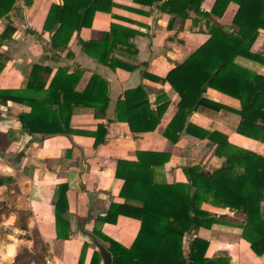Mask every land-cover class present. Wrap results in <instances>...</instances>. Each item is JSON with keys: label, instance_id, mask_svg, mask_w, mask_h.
Here are the masks:
<instances>
[{"label": "crops", "instance_id": "1", "mask_svg": "<svg viewBox=\"0 0 264 264\" xmlns=\"http://www.w3.org/2000/svg\"><path fill=\"white\" fill-rule=\"evenodd\" d=\"M214 2L203 0L201 11L209 13ZM52 4H61V0H17L15 8L0 20V34L7 26L15 29L11 39L0 46V53L9 58L0 72V92L24 90L31 66L37 64L52 69L49 76H43L45 89L58 68L66 69L67 75L81 72L74 90L77 93L83 91L92 75H98L107 83L109 103L103 117L95 116L97 107L90 102L74 106L68 135L29 134L17 116L28 114L30 108L0 94V264H79L80 259L81 264H90L97 250L93 240L107 246L93 235L94 228L129 248L139 221L119 216L115 224L95 225V220L105 216L111 203L123 202L118 197L122 181L115 178L116 163L134 161L137 151L169 155L163 167L153 168L155 181L167 184L187 183L182 167L199 166L211 174L222 165V159L214 153L216 145L206 139L183 132L174 144L163 137L177 112L179 98L168 84L157 80L164 79L208 40L204 18L191 12L186 19L173 17L156 7L162 4L160 1L150 5L106 0L102 7L109 10L97 11L90 27L74 33L67 47L57 52L50 47L51 34L42 31ZM236 10L237 6L229 3L216 21L229 30ZM104 35L106 40L88 51L80 44L100 42ZM250 52L256 60L238 57L235 63L264 76V31L258 32ZM138 86L145 89L153 109L160 94L169 101L152 132L132 133L117 119L118 99ZM204 98L219 108L202 105L186 123L224 135L235 147L264 155V143L236 133L238 100L211 88ZM98 126L103 127L104 136L97 131ZM96 139L103 142L94 147ZM60 185L67 186L69 226L61 230V235L67 233V239L56 237L53 201ZM200 208L222 219L186 235L184 253H188L190 242L199 238L208 243L206 258L227 256L229 264H264V256H255L243 239L239 216L209 202ZM10 246L15 254L9 257Z\"/></svg>", "mask_w": 264, "mask_h": 264}, {"label": "trees", "instance_id": "2", "mask_svg": "<svg viewBox=\"0 0 264 264\" xmlns=\"http://www.w3.org/2000/svg\"><path fill=\"white\" fill-rule=\"evenodd\" d=\"M17 0H0V20L15 8ZM154 4L161 12L186 19L188 13H195L205 19L208 40L182 63L175 66L162 80L177 94V112L166 126L163 137L176 143L181 134L208 140L216 145L215 155L222 159V165L207 174L199 166L182 167L186 184H167L153 178V168L163 167L169 155L160 152L137 151L135 160H118L115 178L122 181L118 197L122 203H111L104 217L96 224H115L119 216L139 221L140 227L129 248L101 234L96 228L93 235L106 243L112 264H229L227 256L206 258L208 243L194 238L188 253L183 250V238L199 228H209L221 217L201 210L202 203L214 207L228 208L240 217L243 239L250 244V251L257 257L264 256V155L255 154L231 145L224 135L207 132L186 123L187 118L202 105H218L207 102L204 94L208 88L239 101L236 110L240 121L236 133L240 136L264 143V76L257 75L235 63L243 57L256 60L250 48L259 31H264V0H215L209 13L201 11L203 0H133ZM106 0H61L52 4L43 23L42 31L50 35V47L60 52L67 47L72 35L83 28H89L97 11L109 10L102 7ZM229 3L237 10L228 28L216 21L221 18ZM15 29L7 26L0 34V46L11 39ZM30 34L35 35L34 32ZM100 42L80 41L88 51ZM104 54V53H103ZM8 57L0 53V72ZM118 65V64H117ZM111 68H115V66ZM51 68L34 64L27 76L24 90L0 92L8 100L30 108L28 114H20L17 120L29 134L68 135L73 107L81 102L95 105V116L105 115L109 98L107 83L98 75H92L83 91L75 92L81 72L67 75L66 69L58 68L47 88L44 75H50ZM98 104V105H97ZM151 107L142 86L127 90L118 99L116 114L119 122L128 125L132 133H146L155 130L164 115L169 101L164 94ZM97 131L105 134L102 126ZM103 139L95 140L94 147ZM224 164H227L225 167ZM3 180L0 179V185ZM67 186L60 185L53 206L55 229L58 239H67ZM26 229L25 225H21ZM84 249V248H83ZM82 260H79L81 264ZM96 250L90 264H100Z\"/></svg>", "mask_w": 264, "mask_h": 264}, {"label": "water", "instance_id": "3", "mask_svg": "<svg viewBox=\"0 0 264 264\" xmlns=\"http://www.w3.org/2000/svg\"><path fill=\"white\" fill-rule=\"evenodd\" d=\"M224 166L226 167L227 164H224ZM93 243L100 254L102 264H112L111 254L108 252L106 247L98 243L95 239L93 240Z\"/></svg>", "mask_w": 264, "mask_h": 264}, {"label": "clouds", "instance_id": "4", "mask_svg": "<svg viewBox=\"0 0 264 264\" xmlns=\"http://www.w3.org/2000/svg\"><path fill=\"white\" fill-rule=\"evenodd\" d=\"M15 253H14V250H13V246H10L9 247V250H8V256H13ZM7 257H4V259H6Z\"/></svg>", "mask_w": 264, "mask_h": 264}]
</instances>
